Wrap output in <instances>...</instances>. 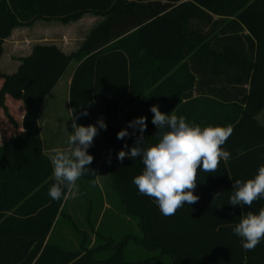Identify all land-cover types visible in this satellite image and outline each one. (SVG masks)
<instances>
[{
	"label": "trees",
	"instance_id": "obj_1",
	"mask_svg": "<svg viewBox=\"0 0 264 264\" xmlns=\"http://www.w3.org/2000/svg\"><path fill=\"white\" fill-rule=\"evenodd\" d=\"M86 14L102 22L77 53L66 56L54 45H37L14 74L0 73V111L14 129L19 125L7 97L24 108L23 132L0 147V264H264V239L245 250L233 232L241 213L258 214L264 198L250 209L228 204L234 181L254 178L264 165V126L257 119L264 111V0H0V60L15 28L40 20L68 24ZM74 60L81 64L70 88L72 114L78 125L99 129L88 149L96 174L77 181L92 201L82 231L90 228L96 238L93 247L82 238L80 248H67L52 234L66 199L49 195L55 180L38 120L45 99ZM153 105L202 128H233L222 146L230 159L221 160L214 173L198 171L193 194L199 201L173 216L162 215L154 199L139 194L133 183L144 170L142 158L126 156L121 162V150L113 149L123 129L118 117L125 112L126 125L137 113L147 117L145 147L158 142ZM85 110L88 115H80ZM100 118L106 130L99 128ZM129 131L128 151L140 135ZM109 159L110 190L129 220L122 224H108L109 211L101 218L102 199L99 206L91 200L90 186ZM132 220L137 233L120 240L112 236ZM69 222L78 231L80 225ZM130 246L150 256L128 261Z\"/></svg>",
	"mask_w": 264,
	"mask_h": 264
},
{
	"label": "clouds",
	"instance_id": "obj_2",
	"mask_svg": "<svg viewBox=\"0 0 264 264\" xmlns=\"http://www.w3.org/2000/svg\"><path fill=\"white\" fill-rule=\"evenodd\" d=\"M150 111L154 114L152 123L157 127L155 135L159 136L158 142L145 147L147 117L135 118L128 122V127L134 130L138 127L140 135L130 151H119L117 158L121 162L126 156L133 160L142 158L144 170L134 177L133 183L139 194L154 199L162 215L173 216L186 203L192 205L199 201L200 197L193 194L198 171L214 173L218 171L221 160L230 159V152L222 146L232 135L233 128L211 125L202 128L189 124L184 116L162 113L158 105L151 106ZM80 115L87 116L88 112L85 110ZM72 120V131L68 136L70 147L68 150L56 149L50 156L55 183L51 185L49 195L54 200L67 199L68 194L79 191L77 181L82 176L96 174L89 167L94 157L88 154V149L99 129L93 124L78 125L74 114ZM97 124L100 129H107L103 118L98 119ZM129 135L125 128L117 133V139ZM131 135H135V131ZM108 163H111L110 159ZM221 193H215L213 200ZM261 198H264V165L258 168L254 178L234 181L228 204L250 209L253 202ZM240 217L233 232L241 238L245 250H254L264 239V208L258 214L242 212Z\"/></svg>",
	"mask_w": 264,
	"mask_h": 264
},
{
	"label": "crops",
	"instance_id": "obj_3",
	"mask_svg": "<svg viewBox=\"0 0 264 264\" xmlns=\"http://www.w3.org/2000/svg\"><path fill=\"white\" fill-rule=\"evenodd\" d=\"M86 18H92L94 20L93 25L85 29L86 34H88L93 27L102 22L101 18L92 14H86L82 19L84 20ZM50 24L57 25L58 23H47L46 21L40 20L35 22L30 27L15 28L3 46L4 52L0 60V73L5 75L14 74L21 65L20 59L29 57L32 54L33 48L37 45H54L58 47V49L64 54L76 52V50L71 49V47L75 45L76 42L79 43L81 39L76 41L77 39H75V36L66 32V26L63 25V30L59 35H55L53 37L46 36L44 31L46 26ZM80 64L81 62L76 63L69 75H67V73L70 70V67L68 68L58 84L45 99L42 113L38 120V129L41 136L43 153L49 159V161L50 156L56 149L68 150L70 147L68 144V136L71 134L73 122V114L70 105V88L73 76ZM6 105L9 108L10 113L17 120L19 127L18 129L11 127L5 119L4 113L0 111V147L10 139L23 132L21 122L24 116V108L22 104L17 103L11 98L7 97ZM126 113L128 112L121 114L118 117V120L121 121V127L123 129L127 128V131L130 133L129 129L133 128L128 127V125H126L127 123H124L122 120ZM263 113L264 111L259 114V117L257 116V119L264 126V123L261 121V116ZM140 116H143V114L140 115L137 113L132 117V120ZM135 130L139 132L138 127ZM126 144L128 145L126 148L128 151V148L130 147L128 136H126ZM123 147L124 143L121 139L113 149L123 150ZM107 163L108 162L106 161V164H103V166L99 168L95 184L90 186V190H93L91 200L93 199L95 204L99 206V201L102 199V203L100 204L102 206L101 218L106 211H109L111 219L108 221V224H114L116 222H120L122 224L125 217L121 211L122 209L120 208L118 199L112 194L110 190L111 178L108 169L109 164ZM102 174L105 176V180L104 178H101ZM107 190L110 194V198L108 200L106 197ZM79 192L80 190L78 192L70 193L68 199L64 201L61 210L63 211V216L61 218L59 217L56 224L54 225L58 229H65L66 226L71 224L72 222H69L70 218H72V221H75L76 223H79L78 221H82L86 225L87 214L88 210H90L89 206H92V201H88V199H86L82 193ZM91 208L93 209V207ZM99 222L100 220L98 223ZM55 241L60 244L57 240Z\"/></svg>",
	"mask_w": 264,
	"mask_h": 264
},
{
	"label": "rangeland",
	"instance_id": "obj_4",
	"mask_svg": "<svg viewBox=\"0 0 264 264\" xmlns=\"http://www.w3.org/2000/svg\"><path fill=\"white\" fill-rule=\"evenodd\" d=\"M84 16H82L79 20L70 22L68 24H64V23L58 22V21H52V22H56L58 24L57 25L50 24V25L46 26V29L44 31L46 33V36L53 37L55 35H59L61 33V31L63 30L62 27L66 26V28H65L66 32H68L70 35L75 36V39H77L76 41L81 39V41L79 43L76 42L75 45H73L71 47V49H75L76 52L71 53V54L65 53L66 56H71V55L77 53L80 50V48L82 47V45L84 44V42L86 41L89 33L92 31L91 30L88 34H86L85 29L92 26L94 23V20L92 18H86L83 20L82 18ZM99 18H101V17H99ZM52 22H47V23H52ZM58 25H61V26H58ZM95 27H93V28H95ZM7 49H8V47H7ZM76 63H79V62L76 60L71 62L70 66H69L70 70L68 71L67 75H69L71 73V71L73 70ZM259 116L260 115H258V117ZM261 121L264 123V113L261 116ZM101 178L102 179L104 178V180H105V176L103 174H102ZM102 179H100V180H102ZM125 219H127V218H125ZM78 222H79L78 225H80V228H78V231L77 230L74 231L73 228L69 225L66 226L65 229H58L57 227L54 226L52 228V234H53L54 240H57L60 244H62L63 246H66L67 248H70V247L80 248L81 247L80 246L81 239L85 238L89 242V247L95 246V238H96L95 233L92 232L90 230V228H88L87 231L83 232L82 230L85 228V224L82 221L81 222L78 221ZM126 222H129L128 219ZM126 222L123 226H121L119 228H115L117 230V232L112 234V236H114L115 239L120 240V239H122L123 236H125V234L137 233V222L134 220H132V222L130 224H128ZM126 224H128V225H126ZM149 256H150V254L148 252H146L145 250L140 251L135 246H130L129 248L126 249L125 259L128 261H143L145 258H147Z\"/></svg>",
	"mask_w": 264,
	"mask_h": 264
}]
</instances>
